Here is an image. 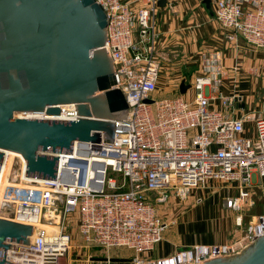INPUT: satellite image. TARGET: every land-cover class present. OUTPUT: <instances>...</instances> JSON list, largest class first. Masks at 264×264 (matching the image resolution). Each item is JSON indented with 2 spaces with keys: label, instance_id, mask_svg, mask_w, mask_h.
Segmentation results:
<instances>
[{
  "label": "built area",
  "instance_id": "2783aa9c",
  "mask_svg": "<svg viewBox=\"0 0 264 264\" xmlns=\"http://www.w3.org/2000/svg\"><path fill=\"white\" fill-rule=\"evenodd\" d=\"M210 1L229 48L243 42L264 51V0ZM95 2L106 18L103 48L112 64V88L126 103L125 119L111 121L113 143L102 136L99 144L73 142L72 154L78 145L89 146L86 157L53 154L54 181L23 178L21 162L16 178L45 188L33 206L31 197L0 195V219L31 226L28 245L4 241L10 245L6 264H64L71 249L86 261H94L95 253L108 260L110 251L123 250L126 264H202L240 253L264 232V214L246 224L242 217L243 208L252 205V176L264 178V115L233 116L235 98L221 90L226 74L217 50L199 51L197 73L181 79L193 91L190 101L179 94L180 81L171 94L161 93V61L167 55L158 48L157 0ZM54 118L74 121L76 113L59 110ZM245 125H251L248 135ZM206 181L230 184L223 208L234 213L237 236L148 257L166 228L153 204L165 205L168 194L183 203Z\"/></svg>",
  "mask_w": 264,
  "mask_h": 264
},
{
  "label": "water",
  "instance_id": "95a60500",
  "mask_svg": "<svg viewBox=\"0 0 264 264\" xmlns=\"http://www.w3.org/2000/svg\"><path fill=\"white\" fill-rule=\"evenodd\" d=\"M164 5L157 0L159 9ZM105 26L95 0H0V195L31 197L33 206L45 186L16 178L22 161L23 178L54 181L53 154L86 157L89 146L78 145L72 154V143L99 144L101 136L113 143L111 121L124 120L127 107L112 88ZM187 89L180 81L179 94ZM59 110L75 111L76 119H41ZM30 234L31 226L0 219V264L7 263L10 246L4 241L28 245ZM202 264H264V232L240 253Z\"/></svg>",
  "mask_w": 264,
  "mask_h": 264
},
{
  "label": "crops",
  "instance_id": "0c3cea01",
  "mask_svg": "<svg viewBox=\"0 0 264 264\" xmlns=\"http://www.w3.org/2000/svg\"><path fill=\"white\" fill-rule=\"evenodd\" d=\"M204 1L166 0L163 8H158L155 12L158 48L167 55L165 61H161L163 74L158 81L161 93L171 94L181 79L189 80L197 73L199 51L217 50L220 53V66L226 74L221 81V90L225 96L233 95L235 98L233 105H236V109L233 116L237 118L241 113L250 111L264 115V51L251 50L243 42L239 43L236 50L229 48L223 42V33L214 21L213 2ZM244 127L248 135L251 125ZM256 178L262 182L260 187L264 195V178L253 175L251 180ZM205 185L191 191L189 196L192 195L194 205L188 209L180 210L181 203L171 200V204L163 205L157 210L166 228L162 232L161 241L148 253V257H164L192 245H220L237 236L238 230L233 225V216L223 208L224 198L217 202L200 199L198 193L206 188ZM229 192L233 195L230 190L228 196H232ZM211 194L215 195L214 192ZM186 201L187 199L184 202ZM262 210L251 214L249 218L242 214L243 223L244 220L248 222L264 214V206ZM219 212H224L230 221L220 217ZM212 233L216 236H209ZM114 251L120 255L111 257L125 259V251ZM91 262L95 261H89V264ZM64 264H71L68 258Z\"/></svg>",
  "mask_w": 264,
  "mask_h": 264
},
{
  "label": "rangeland",
  "instance_id": "374dc122",
  "mask_svg": "<svg viewBox=\"0 0 264 264\" xmlns=\"http://www.w3.org/2000/svg\"><path fill=\"white\" fill-rule=\"evenodd\" d=\"M162 72H163V70H162ZM161 74H163V73H161ZM167 81H168V79H167ZM186 84L188 85V82ZM183 97H184L185 100H189L190 101L192 99V97H193L192 89L188 88L186 90V92L183 94ZM261 183H262L261 180H259L258 178H256V180H254V179L251 180V185H250V187H248V191L250 193L251 200L253 201V206L244 207L243 208L242 214H243V216L245 218H249V216L251 214H255V213H259V212L263 211L262 207L264 206V195L262 194V191H261V187H260ZM205 184H206L205 185L206 188L205 189H201L198 194L201 196V198H200L201 200L202 199L203 200L204 199H209V201L211 200L212 202H217V200L221 201L227 195V193H226L227 190H226L225 186L230 185V184H227V183H221V182L219 183V182H214V181H210L209 183L206 181ZM219 186H222V187H219ZM211 192H214L215 195H212ZM229 193H230V195H232L231 192H229ZM222 195H224V196L222 197ZM191 196L192 195H190V196L188 195L187 201L179 204V207H180L179 209L180 210L184 211V210L188 209L189 207H191L192 205H194V201H193ZM171 200H172V196L170 194H168V202L165 205L171 204ZM153 205L157 209H160L162 207V205H156V204H153ZM228 212L230 214H232V216H234L233 212H231V211H228ZM219 214H220V217H222L224 220L230 221L229 218L225 217V213L224 212H219ZM69 219H71L72 221L74 220V218H72V216H70ZM244 224H246L245 220H244ZM234 230H235V228H234ZM209 236H216V234L212 233V234H209ZM95 254L96 255H95L94 259L104 258L102 256L97 255V253H95ZM125 254L128 255L127 252ZM113 255L119 256L120 253L112 250V251H110L109 256L111 257ZM110 259H120V258L111 257ZM68 260L70 261L71 264H73L71 262L73 260L76 261L75 264H85V263L89 264V261H90V260L89 261L85 260L84 256L82 255V252L78 253V250H72V249L69 250ZM90 264H107V263H102V262H96L95 261V262H91ZM108 264H126V262H113V263H108Z\"/></svg>",
  "mask_w": 264,
  "mask_h": 264
},
{
  "label": "bare ground",
  "instance_id": "6f19581e",
  "mask_svg": "<svg viewBox=\"0 0 264 264\" xmlns=\"http://www.w3.org/2000/svg\"><path fill=\"white\" fill-rule=\"evenodd\" d=\"M41 119H56V118L50 117V116L41 115ZM22 162L24 163V161H22ZM45 226H47V225H45Z\"/></svg>",
  "mask_w": 264,
  "mask_h": 264
}]
</instances>
